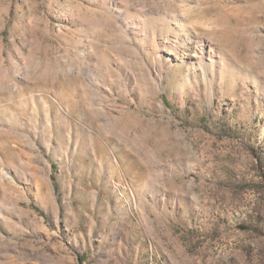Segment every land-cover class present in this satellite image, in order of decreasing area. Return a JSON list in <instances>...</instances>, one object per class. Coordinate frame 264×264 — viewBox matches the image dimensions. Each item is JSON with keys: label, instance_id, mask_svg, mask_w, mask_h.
Masks as SVG:
<instances>
[{"label": "rangeland", "instance_id": "374dc122", "mask_svg": "<svg viewBox=\"0 0 264 264\" xmlns=\"http://www.w3.org/2000/svg\"><path fill=\"white\" fill-rule=\"evenodd\" d=\"M0 264H264V0H0Z\"/></svg>", "mask_w": 264, "mask_h": 264}]
</instances>
